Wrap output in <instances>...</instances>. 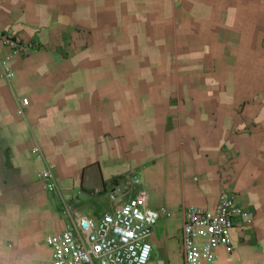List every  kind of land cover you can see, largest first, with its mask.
Listing matches in <instances>:
<instances>
[{"label": "crops", "instance_id": "1", "mask_svg": "<svg viewBox=\"0 0 264 264\" xmlns=\"http://www.w3.org/2000/svg\"><path fill=\"white\" fill-rule=\"evenodd\" d=\"M4 58L0 264L49 260L65 204L99 221L142 190L158 261L182 264L183 210L228 191L255 218L208 264H264V0H0Z\"/></svg>", "mask_w": 264, "mask_h": 264}, {"label": "built area", "instance_id": "2", "mask_svg": "<svg viewBox=\"0 0 264 264\" xmlns=\"http://www.w3.org/2000/svg\"><path fill=\"white\" fill-rule=\"evenodd\" d=\"M4 41L13 56H29L36 46L5 35ZM2 77L12 82L15 73L8 61L0 59ZM28 98H22L18 112L25 116ZM33 152L44 158L39 146ZM48 191H60L54 166L45 159L40 173ZM140 184L139 179L135 180ZM110 199L116 205L101 220L74 214L65 204L69 218L66 229L56 235H48L46 244L52 256L42 264H150L153 254L151 238L159 223L161 213L147 207L148 194L142 190L135 198L120 201L118 193ZM182 264H208L216 259V250L225 248L233 252L232 232L237 226H249L255 214L238 202L233 192H223L213 208L189 207L183 210ZM157 264H165L158 261Z\"/></svg>", "mask_w": 264, "mask_h": 264}, {"label": "rangeland", "instance_id": "3", "mask_svg": "<svg viewBox=\"0 0 264 264\" xmlns=\"http://www.w3.org/2000/svg\"><path fill=\"white\" fill-rule=\"evenodd\" d=\"M159 258H161V256H158L157 252H154L153 256H152L153 260L150 262V264H157L158 263L157 261H158Z\"/></svg>", "mask_w": 264, "mask_h": 264}]
</instances>
